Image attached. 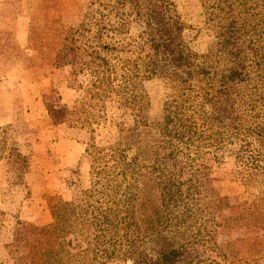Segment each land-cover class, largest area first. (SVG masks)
I'll use <instances>...</instances> for the list:
<instances>
[{"label": "trees", "instance_id": "obj_1", "mask_svg": "<svg viewBox=\"0 0 264 264\" xmlns=\"http://www.w3.org/2000/svg\"><path fill=\"white\" fill-rule=\"evenodd\" d=\"M163 1L89 0L78 23L51 22L57 35L39 50L43 76L52 78L62 94H73L50 113L51 123L62 140L77 146L78 156L63 171L79 176L84 160L88 185L79 180L82 201L48 198L51 221L30 226L28 264H254L250 248L245 257L238 256L218 242L217 231L243 222L264 229V147L252 148L251 135L240 134L239 123L243 111L263 119L253 122L251 132L264 140V50L254 44L255 34L250 54L233 47L245 26L254 31L264 25V0H236L237 15L219 24L222 44L203 56L184 40L175 7ZM213 2L211 12L218 8ZM131 23L143 29L136 40L125 42ZM114 35L122 38L114 42ZM62 49L71 60L56 66ZM166 75L178 79L183 92L166 102L161 120L153 122L142 84ZM29 85L25 113L38 102ZM16 98L10 111L18 110ZM108 104L127 118L115 124L116 141L102 147L82 141L79 131L91 140L106 124ZM212 135L221 140H213V146ZM224 139L238 143L234 176L246 188L257 187L249 203L227 216L222 212L229 205L214 196L210 178L214 159L224 153L219 146ZM2 216L0 211V227ZM74 229L82 230L83 251L66 247Z\"/></svg>", "mask_w": 264, "mask_h": 264}, {"label": "rangeland", "instance_id": "obj_2", "mask_svg": "<svg viewBox=\"0 0 264 264\" xmlns=\"http://www.w3.org/2000/svg\"><path fill=\"white\" fill-rule=\"evenodd\" d=\"M164 1L175 7L184 40L196 54L202 56L214 53L218 48L217 42L222 44V39L217 36V32L223 29L219 28V24L227 23L228 20L225 22L224 19L237 15L238 9L236 0ZM211 2L218 6L213 8V12L208 9ZM88 3L89 0H0V211L3 212L0 264H28L32 251L30 226H43L51 221L47 209L48 198L59 197L65 202L82 201L78 184L81 181L84 187L88 185L84 160H81L79 176L65 173L58 163L59 158L67 155L68 148L74 145L62 140L60 132L52 126L50 113L60 107L62 100L73 98V94H62L52 78L44 79L46 70L39 59V50L45 45V40L57 35L52 31L51 22L62 27L78 23ZM39 8L45 10L38 12ZM219 8L220 11L217 10ZM214 14L217 16L214 17ZM253 28L245 26L241 37L234 41L233 47L242 51L241 54H250V41L254 42V34L258 36L254 44L264 50V25L260 24L252 31ZM142 29V24L131 23L124 37L125 42L136 40ZM121 38L114 35L112 41ZM70 60L71 53L68 49H62L54 63L62 66ZM54 74L56 77L59 75ZM30 83L38 95V102L30 105L25 113L24 94H27ZM200 84L203 85L202 82ZM142 86L148 98L146 114L153 122L161 120L164 104L177 99L183 92L182 83L169 75L146 80ZM17 96L20 97L18 110L10 111V106L18 100ZM105 114L106 124L96 130L91 140L83 130L78 132L82 141L98 147L116 141L118 131L115 124L125 122L127 118L112 104L106 106ZM239 115L240 134L245 132L251 135L252 148H258L259 143L264 147V140L251 132L253 122H263V119L253 118L245 111ZM196 122L200 124L201 121L196 119ZM204 131L210 132L208 129ZM213 140L218 141L220 137L212 135L209 139L211 146L217 143ZM219 146L224 153L222 157L214 159L210 178L214 196L224 197L229 205V209L222 212L227 216L237 214L242 204L249 203L257 187L246 188L234 176L238 143L224 139ZM9 150L18 153L20 160L10 157ZM217 240L241 257H245L250 248L248 258L255 260L254 264H264V229L243 222L231 229H218ZM65 244L70 251H83L82 230L74 229Z\"/></svg>", "mask_w": 264, "mask_h": 264}, {"label": "crops", "instance_id": "obj_3", "mask_svg": "<svg viewBox=\"0 0 264 264\" xmlns=\"http://www.w3.org/2000/svg\"><path fill=\"white\" fill-rule=\"evenodd\" d=\"M75 152V153H72ZM75 154V156H73ZM78 156V152H77V146L72 147L71 151H68L67 155H64L63 158H59L58 163L62 168H65L66 166H68V164L70 163L71 159L74 157L76 158Z\"/></svg>", "mask_w": 264, "mask_h": 264}]
</instances>
